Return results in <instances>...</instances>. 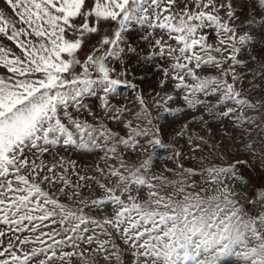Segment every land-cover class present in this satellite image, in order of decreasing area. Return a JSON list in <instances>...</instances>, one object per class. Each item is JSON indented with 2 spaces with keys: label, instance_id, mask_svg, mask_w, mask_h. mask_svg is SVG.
<instances>
[{
  "label": "snow or ice",
  "instance_id": "1",
  "mask_svg": "<svg viewBox=\"0 0 264 264\" xmlns=\"http://www.w3.org/2000/svg\"><path fill=\"white\" fill-rule=\"evenodd\" d=\"M0 264H264V0H0Z\"/></svg>",
  "mask_w": 264,
  "mask_h": 264
},
{
  "label": "rangeland",
  "instance_id": "2",
  "mask_svg": "<svg viewBox=\"0 0 264 264\" xmlns=\"http://www.w3.org/2000/svg\"><path fill=\"white\" fill-rule=\"evenodd\" d=\"M254 175H255V173H254Z\"/></svg>",
  "mask_w": 264,
  "mask_h": 264
}]
</instances>
